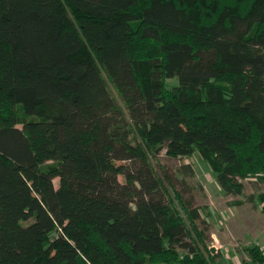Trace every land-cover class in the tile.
Returning a JSON list of instances; mask_svg holds the SVG:
<instances>
[{"label":"trees","instance_id":"trees-1","mask_svg":"<svg viewBox=\"0 0 264 264\" xmlns=\"http://www.w3.org/2000/svg\"><path fill=\"white\" fill-rule=\"evenodd\" d=\"M165 148L264 181V0H0V264H220Z\"/></svg>","mask_w":264,"mask_h":264},{"label":"rangeland","instance_id":"rangeland-1","mask_svg":"<svg viewBox=\"0 0 264 264\" xmlns=\"http://www.w3.org/2000/svg\"><path fill=\"white\" fill-rule=\"evenodd\" d=\"M178 84L177 78L167 79L169 87ZM154 166L164 186L180 190L200 209V227L208 236V243L220 264H246L251 262L247 247L264 246V211L259 194H264V181L256 177L238 178L244 185L241 193H228L216 179L211 166L199 152L189 157H171L163 149ZM122 182L124 176H120ZM59 186V178L55 180ZM51 236L58 227L47 221Z\"/></svg>","mask_w":264,"mask_h":264},{"label":"built area","instance_id":"built-area-1","mask_svg":"<svg viewBox=\"0 0 264 264\" xmlns=\"http://www.w3.org/2000/svg\"><path fill=\"white\" fill-rule=\"evenodd\" d=\"M263 249H264V246H263Z\"/></svg>","mask_w":264,"mask_h":264},{"label":"crops","instance_id":"crops-1","mask_svg":"<svg viewBox=\"0 0 264 264\" xmlns=\"http://www.w3.org/2000/svg\"><path fill=\"white\" fill-rule=\"evenodd\" d=\"M263 247V246H262Z\"/></svg>","mask_w":264,"mask_h":264}]
</instances>
